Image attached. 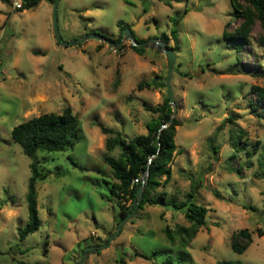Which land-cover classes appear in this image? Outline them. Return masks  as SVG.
<instances>
[{"label": "rangeland", "instance_id": "rangeland-1", "mask_svg": "<svg viewBox=\"0 0 264 264\" xmlns=\"http://www.w3.org/2000/svg\"><path fill=\"white\" fill-rule=\"evenodd\" d=\"M11 1L0 0V264H76L88 245L107 241L122 217L109 194L112 167L103 158L117 156L119 147H105L109 133L101 126L126 136L146 132L157 115L147 105L167 95L168 61L153 47L138 52L126 38L118 47L96 37L62 44L54 36L51 1L24 9ZM239 21L230 0H58L64 40L94 31L117 41L119 23L121 32L128 27L138 38L166 34L167 45L175 34L177 150L170 175L160 176L152 194L165 190L180 201L191 192L206 207L205 223L182 246L174 232L190 223L182 209L137 206L109 244L89 248L81 264H178L181 252L189 264H264V116L249 103L252 85L264 86L263 30L256 20L246 39H226L225 24L236 33ZM65 105L78 117V139L63 150L37 149L38 169L47 173L36 180L41 223L21 239L32 158L10 130ZM242 227L252 241L236 252L230 238Z\"/></svg>", "mask_w": 264, "mask_h": 264}, {"label": "trees", "instance_id": "trees-1", "mask_svg": "<svg viewBox=\"0 0 264 264\" xmlns=\"http://www.w3.org/2000/svg\"><path fill=\"white\" fill-rule=\"evenodd\" d=\"M39 1L23 0L22 6L18 8L32 7ZM48 1L52 2L53 0ZM230 2L240 21L237 23L236 33L227 29L228 23H226L222 31L223 36L229 40L246 39L250 35L249 32L252 25L258 20L263 30L262 34L258 35V43L264 46V0H230ZM123 27L124 25L119 23L120 34ZM159 37L165 41L168 38L166 34H162ZM108 38L114 40L111 37ZM136 38L138 40L143 39ZM116 40L118 41L119 38ZM130 46L138 52L144 49V47L131 43ZM168 46L174 50L178 47L175 34L174 44ZM251 88L254 95L249 102L250 107L255 114L264 116V86L253 84ZM147 108L156 112L157 115L147 120L146 132L126 136L111 127L101 126L103 132L109 133L104 141L105 147L108 150L113 149L115 146L119 147L117 156L108 153L103 155L104 160L112 167L114 176V180L109 187V194L116 200L121 216L125 215L134 206L133 200L135 199L136 190L142 182V174L148 168L147 179L144 182L142 198L138 207L141 208L144 203H157L182 209L190 223L188 225H177L174 232L180 235V243L184 246L195 234L198 227L205 223L206 207L192 200L191 192H188V197L180 201H175L174 198L168 197L165 190H161L155 195L152 194V190L161 182L160 176L164 174L163 180H165L170 175V162L177 150V144L174 139L175 126L180 122L174 116L172 121L160 129L161 124L166 123L172 113V106L167 95L161 104L155 106L147 105ZM78 130V117L72 112L70 105H65L60 112L43 111L31 115L11 127V138L21 145L26 155L32 158L30 162L31 174L28 178L25 194L28 219L19 231L21 239L29 232L35 231L41 223L36 201V180L45 177L47 173L38 169L36 160L37 149L43 148L50 151L72 147L78 139ZM69 157L75 166L82 167L74 157L71 155ZM135 178L137 179L135 180ZM167 236L170 240L174 237L169 231ZM251 241V231L246 227H242L232 232L230 247L233 251L242 252ZM134 253L149 257L142 251L136 250ZM180 260L178 264H189L188 253L181 252ZM216 264L247 263L239 259H223L218 260Z\"/></svg>", "mask_w": 264, "mask_h": 264}, {"label": "water", "instance_id": "water-1", "mask_svg": "<svg viewBox=\"0 0 264 264\" xmlns=\"http://www.w3.org/2000/svg\"><path fill=\"white\" fill-rule=\"evenodd\" d=\"M57 4H58V0H53L52 1V9H51L52 28H53V32H54L55 38L62 44H74V43H77V42H81V41H83V40H85L87 38H90V37H96V38H99V39H103L104 41H106L108 44H110L112 46L118 47V46L122 45L124 38H126V39H129L130 43L133 44V45H136V46H139V47H153V48H156V49L162 51L165 54V56L167 58V61H168V69H167V75L165 77V85H166V88H167V96H168L169 102L171 103V106H172V113H171L169 119L167 120V122L161 124L160 129H161V127L166 126L170 121H172V119L174 117L175 110H176V103H175L174 95H173V87H172V84H171L172 68H173V65H174L175 58H176L175 50L172 47L168 46L164 39H162L161 37H158V36H153V37H148V38H145V39H142V40H138L133 35L131 29L128 28V27H125L123 29L121 37H120V39L118 41L111 40L110 38L102 35L101 33L94 32V31L87 32L84 35H82L80 37H77V38H71V39H68V40H64L61 37L60 32H59V28H58ZM147 175H148V168L142 174V182H141V184L138 186V188L136 190L135 199L133 200V202H134L133 208H131L125 215H123L120 218V220L117 223V227H116L115 231L112 232L109 235V237H108L106 242H102V243L98 244L97 246H94L93 244L88 245L85 248L84 255L76 262V264H81L83 262L84 257H85V255L87 253V250L89 248L92 249L93 251L99 250L101 247L108 245L110 240L112 239V237L115 236L118 233V231L120 229V226L123 223V221L138 206L139 201L142 198L144 182L147 179Z\"/></svg>", "mask_w": 264, "mask_h": 264}, {"label": "built area", "instance_id": "built-area-1", "mask_svg": "<svg viewBox=\"0 0 264 264\" xmlns=\"http://www.w3.org/2000/svg\"><path fill=\"white\" fill-rule=\"evenodd\" d=\"M12 5L15 7V8H18V7H21L22 6V3H23V0H12ZM137 178H135L136 180Z\"/></svg>", "mask_w": 264, "mask_h": 264}, {"label": "crops", "instance_id": "crops-1", "mask_svg": "<svg viewBox=\"0 0 264 264\" xmlns=\"http://www.w3.org/2000/svg\"><path fill=\"white\" fill-rule=\"evenodd\" d=\"M24 9V8H23Z\"/></svg>", "mask_w": 264, "mask_h": 264}]
</instances>
